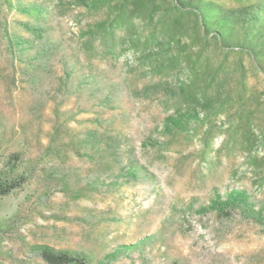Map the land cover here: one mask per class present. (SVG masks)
<instances>
[{"label":"rangeland","instance_id":"374dc122","mask_svg":"<svg viewBox=\"0 0 264 264\" xmlns=\"http://www.w3.org/2000/svg\"><path fill=\"white\" fill-rule=\"evenodd\" d=\"M23 1L49 7L52 24L81 60V75L95 76V97L60 94L59 107L74 117L71 134L87 139L95 132L101 140L81 153L46 154L57 122L55 84L35 91L24 81L8 89L5 78L13 72L4 25L28 36L19 22L29 19L0 7V134L10 140L4 151L21 149L30 170L25 184L0 197V264H47L44 247L78 253L91 264H264V220L239 207L229 214L202 210L216 192L234 188L246 189L264 208V117L247 115L237 125L240 102L201 104L204 76L190 58L202 53L220 60L223 53L210 38L188 41L195 20L185 19L189 33L179 44V32L174 38L138 10L132 14L134 3L127 4L130 19L110 36L101 27L118 12L114 4ZM244 60L249 91H263L264 75ZM236 62L231 53L226 97ZM106 95L110 106L100 103ZM40 98L44 105L36 111ZM257 104L247 101L246 112L258 111ZM170 115L188 116L189 129L165 131ZM116 144V151L109 148ZM132 163L141 167L136 177L123 171Z\"/></svg>","mask_w":264,"mask_h":264},{"label":"trees","instance_id":"16d2710c","mask_svg":"<svg viewBox=\"0 0 264 264\" xmlns=\"http://www.w3.org/2000/svg\"><path fill=\"white\" fill-rule=\"evenodd\" d=\"M236 1L238 5L234 7L224 4L222 0H169L168 6L166 0H95L92 4H114L118 8L115 16L101 27L102 31L110 36L118 26L130 19L131 15L126 12L128 3L135 5L131 9L132 14L138 10L150 23L156 21L162 25L163 30L169 31L172 37L176 38L175 34L179 32L176 38L179 44L182 43L181 35L189 33V29L185 28V19L193 18L196 22L195 28L198 29L190 33L188 41L197 44L196 41L205 42L210 38L216 48L223 53L220 60H216L211 54L203 57L202 53L190 58L191 68L195 73L201 70L204 76V88L199 92V100H202V105L207 106L216 102L222 108L231 105L234 101L240 102L244 108L238 111V125L247 115L251 117L256 113H262L264 117V90L249 91V70L244 60V57L248 56L252 69L264 75V0ZM0 7L20 12L29 19L19 22V26L29 34L28 36L17 32L6 23L4 25L5 46L13 72L10 77L5 78L8 89L12 85L20 86L24 81L35 91L44 87L48 81L55 84L51 101L57 122L51 131V142L46 154L57 153L61 156L67 149L81 153L82 148L89 145L93 149L97 148L101 139L95 132H92L87 139H79L69 132L68 122L74 117L70 113L61 112L59 107L60 94L70 98L83 92L87 96L95 97L96 81L94 75H81V60L72 52L66 40L52 24L49 7L40 1L24 2L23 0H0ZM154 39L153 32L148 42ZM231 53H237V76L232 92L226 97L227 95L222 94V89L228 83L226 66ZM209 90L213 91L211 97H208ZM38 100L34 107L36 111L44 105L42 98ZM247 101L258 103V111L247 113L245 108ZM100 103L110 106V97L103 96ZM188 123L186 115H170L166 119L164 130L186 131L189 129ZM9 141L7 134H0V157H2L0 158V197L10 195L30 178V170L24 162V152L21 149L4 151L9 147ZM109 148L116 151L117 144ZM140 168V165L132 163L123 167V171L129 177H136ZM238 207L257 220H264V208L257 207L246 189H230L226 195L216 192L210 204L203 206L202 210L229 214L230 210ZM41 254L47 264H91L88 258L78 253L57 251L51 247H44Z\"/></svg>","mask_w":264,"mask_h":264}]
</instances>
